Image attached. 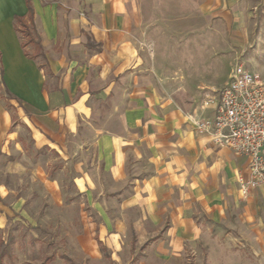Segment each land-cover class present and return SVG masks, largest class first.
I'll return each instance as SVG.
<instances>
[{
    "label": "crops",
    "instance_id": "1",
    "mask_svg": "<svg viewBox=\"0 0 264 264\" xmlns=\"http://www.w3.org/2000/svg\"><path fill=\"white\" fill-rule=\"evenodd\" d=\"M29 1L44 58L27 57L34 46L23 48L15 29V16L29 22L26 1L0 0V151L15 143L16 114L89 198L96 220L87 224L95 235L85 239L87 248L99 254L100 241L109 260L127 264L131 248L142 244L152 259L155 249L179 248L194 229H242L264 184L240 193L236 178L247 174L246 158L212 145L192 123L212 116L215 105L209 114H189L172 94L175 81L160 76L171 67L148 64L151 0ZM220 1L201 0L199 8ZM195 212L221 225L202 228ZM128 229L162 235L157 243H148L154 236L132 243Z\"/></svg>",
    "mask_w": 264,
    "mask_h": 264
},
{
    "label": "rangeland",
    "instance_id": "2",
    "mask_svg": "<svg viewBox=\"0 0 264 264\" xmlns=\"http://www.w3.org/2000/svg\"><path fill=\"white\" fill-rule=\"evenodd\" d=\"M200 1L151 0L143 43L148 64L171 67L160 76L175 81L172 94L189 114L212 111L235 63L264 75V0H221L210 9L199 8ZM17 119L13 114L15 143L0 151V264H118L107 250L94 255L87 248L85 239L95 238L87 224L96 220L89 198L78 191L71 171L59 169L55 153L37 147ZM255 192L260 198L249 206L255 220L243 219L242 229H194L179 248L155 249V260L142 244L131 248L127 264L140 258L141 264H264V192ZM198 213L195 222L202 228L221 225ZM144 231L128 229L127 236L134 243L162 235ZM156 237L148 243H157Z\"/></svg>",
    "mask_w": 264,
    "mask_h": 264
},
{
    "label": "built area",
    "instance_id": "3",
    "mask_svg": "<svg viewBox=\"0 0 264 264\" xmlns=\"http://www.w3.org/2000/svg\"><path fill=\"white\" fill-rule=\"evenodd\" d=\"M196 132L212 145L246 158L247 174L236 181L243 196L264 184V75L235 63L210 117H192Z\"/></svg>",
    "mask_w": 264,
    "mask_h": 264
},
{
    "label": "trees",
    "instance_id": "4",
    "mask_svg": "<svg viewBox=\"0 0 264 264\" xmlns=\"http://www.w3.org/2000/svg\"><path fill=\"white\" fill-rule=\"evenodd\" d=\"M26 5L28 7V19L29 22H27L23 17L21 16H15V29L20 33L22 37L21 45L24 48L26 45L31 44L34 46V52L29 53L27 50L24 51L25 55L30 58H35L37 56H41L44 58V52L43 48L40 42V39L35 31L34 24L32 22V9L30 6V1L25 0ZM2 75V68L0 63V77ZM6 107H13L11 104L6 103ZM99 246L101 247V250L104 252V246L99 241Z\"/></svg>",
    "mask_w": 264,
    "mask_h": 264
}]
</instances>
